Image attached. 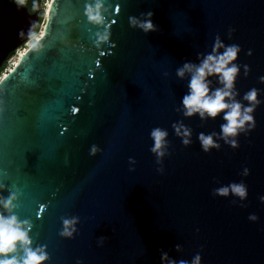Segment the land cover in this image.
Instances as JSON below:
<instances>
[{"label":"water","instance_id":"1","mask_svg":"<svg viewBox=\"0 0 264 264\" xmlns=\"http://www.w3.org/2000/svg\"><path fill=\"white\" fill-rule=\"evenodd\" d=\"M87 2L51 0L31 14L0 0V70L30 25H43L38 49L0 79V183L19 189L17 214L31 220L34 246L46 247L47 264H160L161 251L177 261L199 253L201 264H264V103L237 149L221 140L204 153L198 135L219 132L222 120L178 113L187 81L175 75L219 35L240 46L237 63L250 69L245 78L241 67L240 96L256 88L264 101V0H109L110 37L99 47ZM149 11L157 31L130 27L129 16ZM177 122L191 129L190 145ZM156 127L168 133L163 174L150 151ZM241 181L243 202L212 195ZM73 215L77 233L61 238V217Z\"/></svg>","mask_w":264,"mask_h":264},{"label":"clouds","instance_id":"2","mask_svg":"<svg viewBox=\"0 0 264 264\" xmlns=\"http://www.w3.org/2000/svg\"><path fill=\"white\" fill-rule=\"evenodd\" d=\"M17 10L39 14L41 7L45 12L50 8L48 0H12ZM30 4V7H29ZM112 5L109 0H88L84 15L88 23L100 29L95 33L97 47L109 41L110 32L108 30V19L111 15ZM153 13H141L140 17L129 16L130 27L138 29L145 35L157 31V26L153 23ZM36 25L31 24L27 33L28 43L31 47L37 48L43 38V30L35 31ZM234 29L229 28L228 39H232ZM20 35H24L21 30ZM241 48L237 44H225L219 35L214 39L211 51L197 53L196 62L185 61L176 69L175 75L181 81H187V91L180 100L177 112L185 119L198 117L200 121L222 120L219 132L198 135L201 150L208 153L211 149H219V141L229 145L233 149L239 147L238 137L243 134L247 136L255 127L253 113L258 105L264 103L258 99L259 90L251 88L240 96L236 88V82L243 67L245 78L249 75V67L241 66L237 63ZM252 55L251 50L247 53ZM166 75V74H165ZM3 76V75H2ZM215 81V84L213 83ZM260 83L264 84V76L260 77ZM178 136L182 138V144H191V129L182 122L172 125ZM167 130L156 127L150 132L153 145L150 149L156 155V163L161 165L157 171L163 174L162 157L166 155L168 141L166 139ZM96 146H92L90 154L95 155ZM136 161L129 158V164L135 165ZM134 171V168H130ZM243 176H248L249 171L245 168ZM7 191V195L3 193ZM231 194L239 201L247 199L248 190L243 181L222 185L213 189V196H228ZM21 193L18 188L10 190L4 183H0V264H47L50 260L46 247L35 245L32 239L33 224L29 219H21L17 214L20 207ZM260 202L264 203V196ZM243 206V205H242ZM250 221H257L254 214L249 215ZM78 216L61 217V230L59 236L64 239H72L77 233ZM106 237L97 238L103 242ZM175 251L181 252V246L176 245ZM77 264H81L77 261ZM160 264H201V256L195 254L190 261L175 260L167 252L161 251Z\"/></svg>","mask_w":264,"mask_h":264},{"label":"bare ground","instance_id":"3","mask_svg":"<svg viewBox=\"0 0 264 264\" xmlns=\"http://www.w3.org/2000/svg\"><path fill=\"white\" fill-rule=\"evenodd\" d=\"M51 3V0H49V4ZM27 47V46H26ZM31 48V46H29V47H27L26 49H24V50H19L18 52H17V56L15 57V58H17V60H16V62L14 63L13 61L14 60H12L11 61V63H13V65H11L10 67H9V69H8V71H7V73H5L2 77H1V79H3V77H5L18 63H19V61H20V59L23 57V55L28 51V49H30Z\"/></svg>","mask_w":264,"mask_h":264},{"label":"rangeland","instance_id":"4","mask_svg":"<svg viewBox=\"0 0 264 264\" xmlns=\"http://www.w3.org/2000/svg\"><path fill=\"white\" fill-rule=\"evenodd\" d=\"M48 2H49V0H48ZM42 8V10H44V8L43 7H41ZM41 29L43 30V25H42V27H40L38 30H36L37 32H39V31H41ZM29 47L30 45H29V43L27 42V43H25V45L23 46V47H21L19 50H24V49H26L27 47ZM18 50V51H19ZM17 51V52H18ZM17 56V53L13 56V58H11L8 62H7V66H6V69L4 70V73H6L7 71H8V69H9V67L11 66V65H13V63H11V61L12 60H14L13 62L15 63L16 62V60H17V58H15ZM1 79V78H0Z\"/></svg>","mask_w":264,"mask_h":264},{"label":"trees","instance_id":"5","mask_svg":"<svg viewBox=\"0 0 264 264\" xmlns=\"http://www.w3.org/2000/svg\"><path fill=\"white\" fill-rule=\"evenodd\" d=\"M42 10V9H41ZM42 12V11H41ZM15 55V53H13L11 56H10V58L8 59V60H10L11 58H13V56ZM6 66H7V64H5L4 66H3V68L0 70V78L2 77V75L4 74V70L6 69Z\"/></svg>","mask_w":264,"mask_h":264},{"label":"flooded vegetation","instance_id":"6","mask_svg":"<svg viewBox=\"0 0 264 264\" xmlns=\"http://www.w3.org/2000/svg\"><path fill=\"white\" fill-rule=\"evenodd\" d=\"M29 7H30V4H29ZM41 9H42V8H41ZM41 9H40V12L42 11ZM29 13H30V12H29ZM31 14H35V13H31ZM8 61H9V60H8ZM8 61H7V62H8ZM7 62H6L5 64H7ZM5 64H4V65H5Z\"/></svg>","mask_w":264,"mask_h":264},{"label":"snow or ice","instance_id":"7","mask_svg":"<svg viewBox=\"0 0 264 264\" xmlns=\"http://www.w3.org/2000/svg\"><path fill=\"white\" fill-rule=\"evenodd\" d=\"M74 111H78V109L77 110H74Z\"/></svg>","mask_w":264,"mask_h":264},{"label":"built area","instance_id":"8","mask_svg":"<svg viewBox=\"0 0 264 264\" xmlns=\"http://www.w3.org/2000/svg\"><path fill=\"white\" fill-rule=\"evenodd\" d=\"M6 73H7V72H6ZM4 74H5V73H4ZM4 74H3V75H4Z\"/></svg>","mask_w":264,"mask_h":264}]
</instances>
